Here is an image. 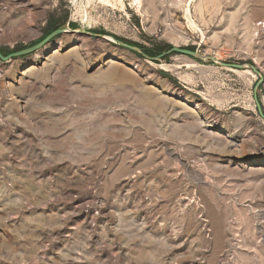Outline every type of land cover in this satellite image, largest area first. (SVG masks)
<instances>
[{
  "label": "rangeland",
  "instance_id": "obj_1",
  "mask_svg": "<svg viewBox=\"0 0 264 264\" xmlns=\"http://www.w3.org/2000/svg\"><path fill=\"white\" fill-rule=\"evenodd\" d=\"M123 1L0 0V264H264V0Z\"/></svg>",
  "mask_w": 264,
  "mask_h": 264
},
{
  "label": "water",
  "instance_id": "obj_2",
  "mask_svg": "<svg viewBox=\"0 0 264 264\" xmlns=\"http://www.w3.org/2000/svg\"><path fill=\"white\" fill-rule=\"evenodd\" d=\"M61 32H62L61 30H58V31L52 33V34H51V35H50V36H49V37H48L43 43L47 42L49 39H51V38H53L54 36L60 34ZM95 36H96V37H99V38H105V36H103V35H95ZM43 43L40 44V45L37 46V47L42 46ZM120 44H121L123 47H126V48H128V49H130V50H133V51H135V52H139V53H141V50L138 49V48H136V47H134V46H131V45H128V44H125V43H120ZM37 47L29 48V49H26V50H23V51H20V52H16V53L10 54V55L7 56V57L3 56L2 53L0 52V59H2V60H4V61H8L9 59H12V58H14V57H20V56H23V55H27V54H29V53H32L35 49H37ZM170 53H181V54H185V55H189V56H194V57H197V58H200V59L203 58L202 56H200V55L197 54V53L191 52V51H189V50H183V49H180V48H177V47L172 48L168 53L162 54L161 57H163V56H165V55H167V54H170ZM232 67L237 68V69H243V68H245V66H243V65H234V66H232ZM257 104H258V107H259V111H260L261 115H262L263 118H264V114H263V112H262V109H261L260 103L257 102Z\"/></svg>",
  "mask_w": 264,
  "mask_h": 264
},
{
  "label": "trees",
  "instance_id": "obj_3",
  "mask_svg": "<svg viewBox=\"0 0 264 264\" xmlns=\"http://www.w3.org/2000/svg\"><path fill=\"white\" fill-rule=\"evenodd\" d=\"M63 26H59V27H57V28H54V29H51V32H50V34L52 33V32H54V31H56V30H58V29H61ZM2 52V51H1ZM3 53V52H2ZM147 55H149L150 56V53L149 52H147Z\"/></svg>",
  "mask_w": 264,
  "mask_h": 264
},
{
  "label": "bare ground",
  "instance_id": "obj_4",
  "mask_svg": "<svg viewBox=\"0 0 264 264\" xmlns=\"http://www.w3.org/2000/svg\"><path fill=\"white\" fill-rule=\"evenodd\" d=\"M120 3H122V4H124V1L123 0H120ZM189 15V14H188ZM191 16V15H190ZM190 19V18H189ZM192 24H193V22L192 21H190ZM108 39H111L110 37H108Z\"/></svg>",
  "mask_w": 264,
  "mask_h": 264
},
{
  "label": "built area",
  "instance_id": "obj_5",
  "mask_svg": "<svg viewBox=\"0 0 264 264\" xmlns=\"http://www.w3.org/2000/svg\"><path fill=\"white\" fill-rule=\"evenodd\" d=\"M130 1H134V2H136V1H139V0H130Z\"/></svg>",
  "mask_w": 264,
  "mask_h": 264
}]
</instances>
